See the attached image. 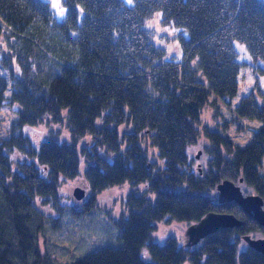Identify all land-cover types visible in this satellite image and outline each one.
I'll return each instance as SVG.
<instances>
[{
    "label": "trees",
    "instance_id": "trees-1",
    "mask_svg": "<svg viewBox=\"0 0 264 264\" xmlns=\"http://www.w3.org/2000/svg\"><path fill=\"white\" fill-rule=\"evenodd\" d=\"M61 3L59 19L50 0H0L6 47L0 60L11 77L0 71V107L19 105L11 135L0 137V264H54L47 232L89 213L100 191L123 182L146 189L128 194L127 211L113 218L122 246L90 250L73 264H264V253L242 238L255 231L264 236V226L235 200L220 202L212 194L223 179L242 177L264 199L258 168L264 87L257 83L235 107L261 121L246 145L201 122L202 109L216 104L212 93L238 90L234 41L264 59V0ZM155 12L163 24L187 30L178 33L179 57L154 41L146 20ZM46 118L66 120L70 138L50 135L34 143L25 129ZM201 128L212 145L207 167L195 170L188 147ZM86 137L90 144L82 142ZM145 139L165 161L162 167L150 159ZM80 175L91 195L80 204L63 202L62 181ZM209 211L232 212L243 224L220 227L193 246L174 235L163 244L154 240L157 221L167 215L193 223ZM144 245L154 260L141 256Z\"/></svg>",
    "mask_w": 264,
    "mask_h": 264
},
{
    "label": "rangeland",
    "instance_id": "rangeland-1",
    "mask_svg": "<svg viewBox=\"0 0 264 264\" xmlns=\"http://www.w3.org/2000/svg\"><path fill=\"white\" fill-rule=\"evenodd\" d=\"M57 18L61 19L65 14V7L61 0H50ZM132 4L133 0H125ZM161 13L155 12L146 20V26L153 32V38L156 43L167 48L169 55L179 57L181 48L179 45L178 33L181 29L166 25L161 22ZM234 44L239 52L238 59L241 62L238 73V90L233 95L224 97L215 93L210 95V100L216 99V104H207L201 112L202 124H207L211 129H218L231 137L233 141L244 146L251 141L254 129L260 125L261 121L239 115L235 107L241 101L242 97L249 94L257 83L264 87V59L254 57L250 54L246 45L235 40ZM5 42L0 39V54L5 51ZM0 71L6 74L11 80L8 69L3 66L0 60ZM11 94V86L6 90V95ZM18 103H5L0 107V137L11 135V126L17 116ZM124 128H122L121 132ZM26 132L32 137L34 143L39 144L47 136L55 135L58 138H70V131L66 120L55 121L53 119H44L36 125L26 127ZM19 131V130H18ZM129 131V130H128ZM201 134L198 141L188 147L189 161L193 169L207 167L209 147L212 142L201 128ZM123 133V132H122ZM84 144H90L92 140L86 137L82 141ZM144 148L148 149L151 160H154L157 166L162 167L164 160L159 157L158 152L150 145L148 148V139L142 140ZM208 147V149H207ZM200 151V153H199ZM199 154V156H198ZM17 157H21L16 153ZM259 171L264 173V156L261 163L258 164ZM198 170V169H197ZM240 181V180H239ZM236 182V181H235ZM242 189L245 193L253 192L251 186H246L243 181ZM84 190L82 199L76 198L74 190ZM146 189L144 183L132 185L129 182L116 184L103 189L97 194V207L89 213L83 214L78 220L70 221L64 228H56L47 232L46 243L54 264H73L90 250L97 249L104 245L122 246L123 239L119 235V227L113 221L126 210V197L132 191L142 192ZM60 193L63 202L80 204L82 200H87L91 195V189L83 182L80 175L73 179L62 181ZM212 194L218 199V187H214ZM127 211V210H126ZM127 214V213H125ZM80 223V227H79ZM191 223L186 220L171 218L169 215L157 221V227L154 230L153 238L160 244L165 243L169 235L176 236L181 242L185 241V231ZM254 237L263 236L260 232H252ZM43 242V241H42ZM246 244V242H245ZM44 251V244H41ZM141 256L148 261L154 260L147 245L141 249Z\"/></svg>",
    "mask_w": 264,
    "mask_h": 264
},
{
    "label": "water",
    "instance_id": "water-1",
    "mask_svg": "<svg viewBox=\"0 0 264 264\" xmlns=\"http://www.w3.org/2000/svg\"><path fill=\"white\" fill-rule=\"evenodd\" d=\"M200 153V151H199ZM199 156V154H198ZM243 178L239 182L231 179H223L217 185L218 200L220 202L235 200L247 213L264 226V199L253 191L245 193L242 189ZM76 198L82 199L84 190H74ZM243 224V220L232 212L209 211L196 222L191 223L185 231L186 246L198 244L206 235L216 231L220 227H234ZM244 241L256 250L264 253V236L254 237L252 233L244 234Z\"/></svg>",
    "mask_w": 264,
    "mask_h": 264
}]
</instances>
